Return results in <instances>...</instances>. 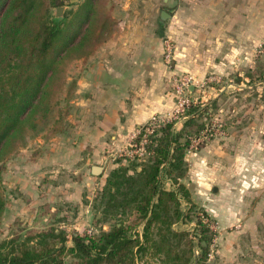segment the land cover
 I'll use <instances>...</instances> for the list:
<instances>
[{"label":"rangeland","instance_id":"1","mask_svg":"<svg viewBox=\"0 0 264 264\" xmlns=\"http://www.w3.org/2000/svg\"><path fill=\"white\" fill-rule=\"evenodd\" d=\"M76 1L45 0L49 14L56 19L68 17ZM103 1L112 16L116 3ZM199 4V0H121L114 12L122 22L117 26V18L112 17L106 38L117 30L124 33L128 18L138 24L135 34L146 41V49L136 51L137 89H143L165 110L156 111L145 124L155 127L175 119L178 130L187 118V106L196 108L187 115H196L195 124L189 127L194 131L199 128V132L190 137L186 171L179 179L188 189L189 201L180 196L183 215L173 223L175 229L187 231L191 242L175 249L193 257L203 255L206 248L209 264H264V144L251 153L249 162L230 160L232 139L226 148L221 146L231 135L236 141L248 124L264 122V40L256 44L255 66L241 69L251 76L242 82L238 72L221 65L220 50L205 47ZM60 5L65 8L56 15ZM64 63L65 70L56 83L54 118L61 127L51 130L47 124L26 145L0 159V240L21 230L51 225L80 234L108 229L117 218L104 217L99 207L107 175L115 167L129 166L135 155L147 153L151 128H145L137 139L142 131L138 127L124 145H80V104L75 102L79 72L73 60ZM127 83L129 87L131 82ZM206 144L210 146L208 155ZM216 148L225 152L217 154ZM93 164L103 165V171L92 173ZM229 169L250 175L223 182L219 176ZM161 182L165 188H173L164 172ZM237 202L243 205L240 209L224 206ZM136 230L141 232L142 226L137 225ZM157 261L156 256L145 254L138 264Z\"/></svg>","mask_w":264,"mask_h":264},{"label":"trees","instance_id":"2","mask_svg":"<svg viewBox=\"0 0 264 264\" xmlns=\"http://www.w3.org/2000/svg\"><path fill=\"white\" fill-rule=\"evenodd\" d=\"M111 21L103 0H82L63 19L49 14L45 0H0V159L47 124L51 130L61 127L54 118L64 61L90 54L107 39ZM193 109L187 106L178 130L175 119L140 127L137 139L145 128L152 130L147 153L113 168L100 194L103 216L117 218L108 229L96 234L68 233L53 225L21 230L0 240V264H138L145 254L156 256V264H190L191 258V264H209L206 248L193 257L175 249L191 242L173 223L183 215L180 196L189 201L179 179L186 171L190 137L199 132L189 127L195 124L196 115H187ZM163 172L173 188L162 185ZM2 207L0 193V212Z\"/></svg>","mask_w":264,"mask_h":264},{"label":"crops","instance_id":"3","mask_svg":"<svg viewBox=\"0 0 264 264\" xmlns=\"http://www.w3.org/2000/svg\"><path fill=\"white\" fill-rule=\"evenodd\" d=\"M80 1L82 0H77L75 6ZM119 1L121 0H112V3H116L112 11V17L115 19L118 13L114 11L118 10ZM199 2L200 25L203 27L201 36L204 38L205 47L220 50L221 65L231 67L235 73L238 72L242 82L249 81L251 76L244 75L241 69L247 66L248 70H251L249 68L255 66L256 44L264 40V0H199ZM162 12L164 13L161 11L160 14ZM145 14L147 19L148 13ZM127 15L132 16L128 12ZM170 16L169 13L168 17ZM125 20L124 33L115 31L111 37L97 44L90 54L73 60L72 64L77 66L79 72L75 102L80 104L81 146L127 144V139L138 127L143 126L156 111L165 110L161 109L160 104L155 103L143 89L142 91L137 89L139 87L136 85L137 70L134 67V62L138 60L136 51L139 48L146 49V41L141 40L142 35L135 34L139 30L136 27L138 24L129 22L128 18ZM121 22L117 18L115 25L119 26ZM123 81L124 84H121ZM126 82H131L129 87ZM231 139L234 143L232 149L228 150L231 154L230 160L251 161L253 158L250 157L251 153H256L260 145L264 144V122L248 124L242 128L236 141L234 135H231L221 143V146L225 148L229 146ZM212 147L216 146L213 144ZM208 148L210 146L206 144L204 148L206 155ZM215 150L217 154L225 152L223 149ZM243 175L247 176L250 173L229 169L226 175L222 174L219 177L227 183L228 179ZM214 190H217V187H214ZM224 206L229 210L240 209L243 205L237 202Z\"/></svg>","mask_w":264,"mask_h":264},{"label":"water","instance_id":"4","mask_svg":"<svg viewBox=\"0 0 264 264\" xmlns=\"http://www.w3.org/2000/svg\"><path fill=\"white\" fill-rule=\"evenodd\" d=\"M65 8V6H57L55 9V14L60 15L61 11ZM104 166L100 164H93L91 166V172L94 174H100L103 171Z\"/></svg>","mask_w":264,"mask_h":264}]
</instances>
